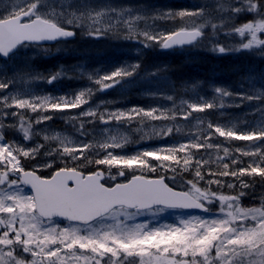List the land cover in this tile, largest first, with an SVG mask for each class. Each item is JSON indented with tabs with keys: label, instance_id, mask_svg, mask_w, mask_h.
<instances>
[{
	"label": "snow or ice",
	"instance_id": "6c2138e0",
	"mask_svg": "<svg viewBox=\"0 0 264 264\" xmlns=\"http://www.w3.org/2000/svg\"><path fill=\"white\" fill-rule=\"evenodd\" d=\"M71 8V0H8L0 9V61L7 63L22 48L74 37L76 29L93 39L113 35L145 48H183L208 39L214 53L264 55V0H215L151 15L110 3ZM156 20L173 27L160 28ZM220 36L232 42L221 43ZM139 68L137 62L83 74L95 88L58 96L31 85L70 78L63 69L0 76V264H264V194L258 205L242 203L254 191L255 177L264 184V91L234 93L214 86L212 98L197 94L177 104L168 95L171 107L90 105L96 92L123 86ZM18 79L29 86L14 87ZM254 100L261 103L249 114L259 113L258 119L222 111ZM72 109H82L69 116L81 139L45 135L56 143H29L34 125L53 119L46 113ZM210 111L229 119L193 116ZM177 119L196 124L181 128ZM146 123L151 131L133 130L141 131L139 142L176 134L186 139L125 152L133 141L121 128ZM89 124L105 126L99 138ZM5 128L22 133L24 143L7 139ZM41 169L52 171L43 176Z\"/></svg>",
	"mask_w": 264,
	"mask_h": 264
},
{
	"label": "rangeland",
	"instance_id": "374dc122",
	"mask_svg": "<svg viewBox=\"0 0 264 264\" xmlns=\"http://www.w3.org/2000/svg\"><path fill=\"white\" fill-rule=\"evenodd\" d=\"M8 3V0H0V9ZM82 3L100 5L110 3L115 6L128 7L148 14H155L157 12H164L169 9L181 10L192 9L201 5H212L215 0H71L72 11H75ZM59 10V9H57ZM236 20L239 24L242 21ZM159 22V23H158ZM152 23V21H149ZM179 23V20L176 22ZM155 24L160 28L170 29L173 27V22L156 20ZM140 27H143L141 22ZM78 31V40L73 42H62L55 44L51 47L42 46L41 48H22L18 51L17 55L8 60L7 63L0 61V76H7L11 78L17 73L24 74L28 72L43 73L48 75L55 73L61 69L65 70L70 78H61L56 80L53 84L44 82H35L31 87L42 94H50L51 90L57 89L65 91L64 83H68V89L77 92L78 90L86 87L95 88L96 85L87 79L86 73L94 72H106L112 71L116 67L121 65L134 64L139 62L140 68L137 74L125 82L123 86L117 85L115 88L108 89L103 92H96L90 100V105L95 106L100 104L101 110L103 109H126L132 106H140L143 108H149L157 105L171 107L172 101L167 100L165 97L171 95L174 100L179 104L181 99H192L197 94L212 98L214 95V86H222L234 93L249 92L258 93L264 91V55H261L258 51H240L230 52L228 54H218L210 50L211 45L208 39L196 45H190L180 49L162 50L159 46H153L145 48L141 44L134 41L118 38L113 35H109L102 39H93L83 34L81 29ZM210 34V29L205 30ZM221 43H231L223 36L219 37ZM48 49L44 52L43 49ZM196 48V49H195ZM182 55L189 61L188 74L182 77L178 86L171 80L167 74V64L169 58L172 55ZM53 59L56 62V68L51 69L48 65L42 66V62ZM199 63L207 64L208 68L206 73L204 68L200 67ZM206 65V67H207ZM38 66V67H37ZM204 67V66H203ZM156 72V75L151 73ZM202 73L198 78L197 73ZM204 73V74H203ZM29 85L19 82L14 86L16 88H26ZM61 88V89H60ZM72 88V89H71ZM8 91H12L10 88ZM149 93H160L161 95L153 96ZM3 95V92H0ZM61 95V94H60ZM55 96H58L57 93ZM226 101L231 98L225 97ZM107 101L106 104L101 102ZM133 103V104H132ZM260 101L245 102L243 107H229L222 111L230 113L233 118L247 119L249 121L259 118V113L251 115L256 104ZM132 104V105H131ZM131 105V106H130ZM89 105H84L87 108ZM82 110V109H81ZM78 111L72 112L64 111H51L46 113L53 116V119L45 123L34 125L33 138L29 142L30 144H53L56 141L45 140V135H59L61 137L68 136L70 139L76 141L81 139L76 132L73 124L75 121H70V114H74ZM9 111H15L10 109ZM35 115V114H33ZM193 116H202L210 119L213 122L226 123L229 119L227 116H220L219 112L210 111L205 113H193ZM11 119L6 123H11ZM150 124L167 123L164 121H150ZM176 123L184 128L185 126H192L196 124L193 120L184 121L177 119ZM95 127L97 138H99V129L105 127L104 125H86V128L91 130ZM135 129H141L143 132L151 131L148 124L140 125L133 124L130 129L121 128L123 134L128 135L129 143L123 150L128 153H132L137 148L143 149L157 144L170 143L179 139H186L182 134H176L167 138V140L152 139L145 142L140 141L141 131H133ZM195 130V129H194ZM4 132L7 139H16L21 143H24L22 133L13 128H5ZM91 140L92 136L87 137ZM223 138H219L217 143L222 141ZM233 144H244L243 141H233ZM43 151V150H42ZM117 151H120L119 149ZM214 158V157H213ZM41 162L45 157L41 156ZM26 165L34 164L33 161H26ZM215 167V165H212ZM52 169H41L38 174L47 176ZM186 178H190L189 174H183ZM123 179V178H120ZM230 179V178H225ZM244 179H250L245 177ZM256 181L254 191L249 189L250 196L245 197L243 200L244 206H252L253 204H259V198L264 194V184L260 182V177L254 178ZM180 178L177 177V184H179ZM171 183V181H168ZM227 191V189H225ZM253 196L255 199H253ZM171 220V218H169Z\"/></svg>",
	"mask_w": 264,
	"mask_h": 264
},
{
	"label": "trees",
	"instance_id": "16d2710c",
	"mask_svg": "<svg viewBox=\"0 0 264 264\" xmlns=\"http://www.w3.org/2000/svg\"><path fill=\"white\" fill-rule=\"evenodd\" d=\"M240 21V20H239ZM188 64L189 61H187L186 59L183 58V56H179V55H172L169 58L168 64H167V74L170 76L171 80L175 83V86L177 87L179 82L182 80V77L185 74H188V72L190 71L188 69ZM48 65L49 68L51 69H55L56 68V62L54 63L53 59H50L48 61H44L42 62V66ZM200 67L204 68L203 71L205 70V68H208L207 64H201L199 63ZM207 65V67H206ZM204 66V67H203ZM207 69L205 70L206 73ZM201 72L197 73V77L198 78H202L205 77V75L201 76ZM204 74V73H203ZM189 75V74H188ZM68 83H64V87H65V91H62L63 89H61V91L57 90V89H53V91H51V95L55 96V94L57 93V95L59 94H65L66 93H71L72 91H70L68 89V85H66ZM73 93V92H72ZM79 109H72L71 111H78ZM85 171H87V169H85Z\"/></svg>",
	"mask_w": 264,
	"mask_h": 264
},
{
	"label": "water",
	"instance_id": "95a60500",
	"mask_svg": "<svg viewBox=\"0 0 264 264\" xmlns=\"http://www.w3.org/2000/svg\"><path fill=\"white\" fill-rule=\"evenodd\" d=\"M75 38V36L74 37H71V38H68V39H66V40H62V41H70V40H73ZM58 42V41H57ZM55 42H47V43H45V44H43V45H50V44H54Z\"/></svg>",
	"mask_w": 264,
	"mask_h": 264
},
{
	"label": "bare ground",
	"instance_id": "6f19581e",
	"mask_svg": "<svg viewBox=\"0 0 264 264\" xmlns=\"http://www.w3.org/2000/svg\"><path fill=\"white\" fill-rule=\"evenodd\" d=\"M158 23H159V22H158ZM58 45H59V44H58ZM195 49H196V48H195ZM37 67H38V66H37ZM64 79H65V78H64ZM52 84H53V83H52ZM66 85H68V84H66ZM71 89H72V88H71ZM51 91H52V90H51ZM70 91H71V90H70ZM72 91H73V90H72ZM65 93H66V92H65ZM71 93H72V92H71ZM96 94H97V93H96ZM58 95H59V94H58ZM132 104H133V103H132ZM132 104H131V105H132ZM131 105H130V106H131ZM129 108H130V107H129ZM50 113H51V112H50ZM147 142H148V141H147Z\"/></svg>",
	"mask_w": 264,
	"mask_h": 264
}]
</instances>
